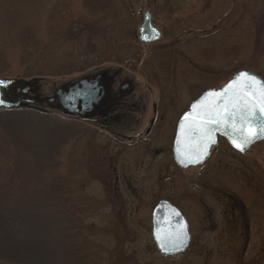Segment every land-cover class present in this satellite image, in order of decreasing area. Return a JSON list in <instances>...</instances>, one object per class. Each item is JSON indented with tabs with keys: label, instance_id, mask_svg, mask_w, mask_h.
I'll list each match as a JSON object with an SVG mask.
<instances>
[{
	"label": "rangeland",
	"instance_id": "1",
	"mask_svg": "<svg viewBox=\"0 0 264 264\" xmlns=\"http://www.w3.org/2000/svg\"><path fill=\"white\" fill-rule=\"evenodd\" d=\"M147 12L162 33L153 44L138 41ZM42 67L49 75L36 76ZM104 69L132 78L136 88L106 118L67 119L47 104L40 109L45 114L0 115V144L30 140L28 150L22 144L0 150V181L17 156L37 168L46 145L58 143L55 163L40 168L48 182L66 183L81 227L83 264H208L207 253L197 262L194 251L166 257L152 236V212L165 190L176 188L189 203L188 172L175 183L157 180V187L143 173L156 166L174 174L155 151H169L180 115L204 91L241 71L264 80V0H0V79L40 78L37 95L48 97ZM152 119L158 121L147 134ZM219 245L213 264L243 262L226 261Z\"/></svg>",
	"mask_w": 264,
	"mask_h": 264
},
{
	"label": "flooded vegetation",
	"instance_id": "2",
	"mask_svg": "<svg viewBox=\"0 0 264 264\" xmlns=\"http://www.w3.org/2000/svg\"><path fill=\"white\" fill-rule=\"evenodd\" d=\"M145 19L146 15H144L143 24ZM141 27L138 30L139 42H141ZM96 74L98 73L89 76ZM110 76L113 78L112 88L108 94L112 97L111 101L104 108V111L95 118L108 117L110 112L118 105L135 96L136 88L126 98L118 100L116 95L119 94V91L129 83L134 85V80L118 72H112ZM156 110L155 106L154 111L156 112ZM157 121L156 119L151 120V128L147 131V134L151 133L152 127ZM154 139L150 143H154ZM113 140L121 142V138H113ZM174 142L175 138H172L169 151L165 153L162 150L155 151L158 159L167 158L173 165L175 172L172 176L165 172V168H161L159 171V167L156 166L146 169L147 172L140 171L138 173H143V176L149 181H153L156 184L155 187H157V180L160 181L161 186L170 180L175 183L188 172L189 203L186 204L180 200L181 194L177 192L176 188L172 187V193H170V190H165L164 195L155 206L156 208L160 202H168L186 220L190 241L185 253L194 251L196 262L202 259L203 253H207L209 255L208 264H213V255L221 254L215 253L213 246L214 244H220L221 252L222 249L228 252L226 261L235 262L240 258L243 259V262L239 264H257V259L263 261L264 139L252 142L241 150L232 145L227 138H218L205 162L188 168L180 166L175 161ZM155 163L158 164V161ZM125 170L128 174H132L135 167H126ZM157 174L162 176L166 174L167 176L159 179L160 176ZM148 175L155 176L148 177ZM122 178H116L117 184L119 181L122 182ZM123 180L126 184L125 177ZM218 238L221 239V243L215 240ZM236 243H240L242 246L237 249L234 246ZM253 253H256L255 257L251 258ZM246 254L248 255L246 257L250 259L249 262H244ZM231 255L236 257L233 258ZM262 257L263 259H261ZM260 264H264V261Z\"/></svg>",
	"mask_w": 264,
	"mask_h": 264
},
{
	"label": "water",
	"instance_id": "3",
	"mask_svg": "<svg viewBox=\"0 0 264 264\" xmlns=\"http://www.w3.org/2000/svg\"><path fill=\"white\" fill-rule=\"evenodd\" d=\"M140 41L143 43H155L161 39V32L152 25L151 15L146 14V19L143 26L140 29ZM240 73H248L254 76L257 81L264 83V81L254 73L250 71H241L235 75L229 82H227L222 88L216 90H208L203 93L197 100L191 105L189 110L179 119L175 132V144H174V158L175 161L182 167L188 168L191 166H197L205 162L210 154L211 148L216 144L219 137L227 138L232 145L236 143H243V136L249 135L250 131H257L258 127H264V112H261L259 108L256 111V117L248 124H242L238 119L235 121L234 127L241 129V131H235L232 126V121L220 126H214L212 128L211 136L214 143H210L207 146V154L204 155L198 163L189 162L190 157L188 155L190 149L196 146L199 141L198 131H194L192 135H188L187 129L192 118L185 120L184 117L188 113H192L196 118V124L202 122V117L197 116L204 108L211 104L219 103L220 98L207 96L210 92H220L231 81L236 79ZM0 81L10 82L6 87H0V110L13 111L23 108H42L44 105H49L51 109L58 110L62 115L68 117H78L82 120H88L94 118L96 115L101 114L104 108L107 106L111 98L108 94L112 88L113 78L110 76V71L105 70L97 75L91 77H82L74 83H68L60 86L54 92L52 96L41 97L37 95L39 91L38 82L39 79L32 81H26L22 79H0ZM244 84L242 80L239 86ZM259 84L253 85L248 90L247 95L249 99H253L254 90L259 88ZM134 90L132 84L125 86L116 95L118 100L129 96ZM193 105H196L195 110ZM181 125L184 127L182 128ZM264 139V133H261L257 138L250 140L244 147L250 145L252 142ZM183 232V243L181 244L179 239H175L179 234ZM159 233L160 238H157ZM152 235L154 242L157 245L159 251L167 256H172L180 253H184L189 246V233L188 224L182 214L170 203L160 202L153 211L152 215ZM168 237H171L169 239Z\"/></svg>",
	"mask_w": 264,
	"mask_h": 264
},
{
	"label": "trees",
	"instance_id": "4",
	"mask_svg": "<svg viewBox=\"0 0 264 264\" xmlns=\"http://www.w3.org/2000/svg\"><path fill=\"white\" fill-rule=\"evenodd\" d=\"M43 69L36 76L48 74ZM23 110L31 109L18 112ZM18 112L0 111V115ZM29 141V138H13L1 142L0 150L4 147L15 150L19 144L28 150ZM45 149L49 151L37 159V168L17 156L0 181V262L83 264L85 250L81 246V227L69 205L66 183L48 182L45 171L40 168L45 161L54 162L60 148L57 143L51 149L46 145Z\"/></svg>",
	"mask_w": 264,
	"mask_h": 264
},
{
	"label": "snow or ice",
	"instance_id": "5",
	"mask_svg": "<svg viewBox=\"0 0 264 264\" xmlns=\"http://www.w3.org/2000/svg\"><path fill=\"white\" fill-rule=\"evenodd\" d=\"M244 84L240 87L234 88V86H239L241 81ZM10 82L0 81V87H6ZM259 84V88L254 90L253 99H249L247 92L252 88L253 85ZM207 96L220 98L219 103L211 104L204 108L197 116L202 117V122L196 124V118L193 117L192 113L185 115L184 119L189 120L192 118V123L189 124L187 133L192 135L194 131H198L199 143L192 147L188 153L190 157L194 156V159L190 158L189 162L198 163L203 159L204 155L207 154V146L210 143H214L212 139L211 132L214 126L218 127L221 124H226L232 121V126L235 131H241L234 127L235 121L238 119L242 124L251 123L256 117V111L259 108L261 112H264V83L256 80L254 76L248 73H240L239 76L231 81L224 89L220 92H210L206 94ZM3 103V101H0ZM196 105H193L195 110ZM183 128L184 126L181 125ZM261 133H264V127H258L257 131H250L249 135L243 136V143H236L233 141L235 146L243 150L244 145L249 143L250 140L257 138ZM183 232L179 234L175 239H179L181 244L183 243ZM157 238L159 239V233H157ZM171 239V237H168Z\"/></svg>",
	"mask_w": 264,
	"mask_h": 264
}]
</instances>
